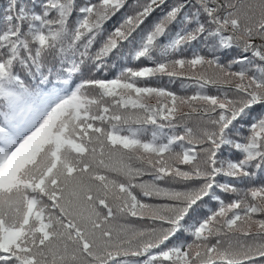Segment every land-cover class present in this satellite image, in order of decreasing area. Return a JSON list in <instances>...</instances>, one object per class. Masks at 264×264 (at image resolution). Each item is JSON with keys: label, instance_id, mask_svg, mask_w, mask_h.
<instances>
[{"label": "snow or ice", "instance_id": "obj_1", "mask_svg": "<svg viewBox=\"0 0 264 264\" xmlns=\"http://www.w3.org/2000/svg\"><path fill=\"white\" fill-rule=\"evenodd\" d=\"M0 264H264V0H4Z\"/></svg>", "mask_w": 264, "mask_h": 264}, {"label": "trees", "instance_id": "obj_2", "mask_svg": "<svg viewBox=\"0 0 264 264\" xmlns=\"http://www.w3.org/2000/svg\"><path fill=\"white\" fill-rule=\"evenodd\" d=\"M4 3V0H0V6H2ZM235 53H229L225 55V59L228 58L229 55H234ZM113 73H109V76H111ZM87 75V73H86ZM153 83H162L163 85L167 86L170 88V90L177 92L178 94L182 93V94H187V95H191L193 94L197 89L195 86H190V87H182V81H176L175 83H169L167 78H164V80L162 82H156L154 81ZM206 91L209 94H216V90L215 88L209 86ZM145 180L150 179V177L145 176L144 177ZM225 199H229V197H225ZM155 202V201H153ZM181 239H186V237H181Z\"/></svg>", "mask_w": 264, "mask_h": 264}, {"label": "rangeland", "instance_id": "obj_3", "mask_svg": "<svg viewBox=\"0 0 264 264\" xmlns=\"http://www.w3.org/2000/svg\"><path fill=\"white\" fill-rule=\"evenodd\" d=\"M180 95H187V94H182V93H180Z\"/></svg>", "mask_w": 264, "mask_h": 264}]
</instances>
